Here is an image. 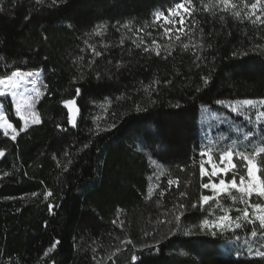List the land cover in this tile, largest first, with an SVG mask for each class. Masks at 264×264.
Here are the masks:
<instances>
[{
	"label": "trees",
	"instance_id": "trees-1",
	"mask_svg": "<svg viewBox=\"0 0 264 264\" xmlns=\"http://www.w3.org/2000/svg\"><path fill=\"white\" fill-rule=\"evenodd\" d=\"M193 3L199 6L200 0ZM169 6L170 0H60L56 6L52 0L39 5L0 0V75L41 71L43 84L35 104L42 123L16 141L0 132V149L6 153L0 158V264H96L93 255L100 264H113L107 257L118 247L115 264H132L133 254L137 264H264L260 257L221 253L235 235H249L251 226L215 237L199 231L196 226L213 207L188 208L180 231L158 223L172 219L175 204L198 202L200 108L216 110L221 100L264 99V25L225 13L219 14L224 21L196 13L197 24L193 18L185 23L190 36L169 40L152 24V13H166ZM129 22L131 32L120 27ZM97 25L107 26L103 36L91 35ZM141 39L137 48L133 41ZM153 39L162 46L161 56L143 51ZM183 43L189 44L187 50ZM89 45L102 52L91 67ZM197 54L202 61H195ZM65 99H75L80 108L77 127L67 123ZM4 106L19 128L10 103ZM96 124L116 127L97 136L90 131ZM68 159L73 162L64 171ZM177 178L179 187L160 197L167 180ZM46 191L53 195L44 200ZM222 203L239 206L227 197ZM189 228L194 234L184 235ZM125 238L133 244H121ZM57 239L60 243L45 257Z\"/></svg>",
	"mask_w": 264,
	"mask_h": 264
},
{
	"label": "snow or ice",
	"instance_id": "snow-or-ice-1",
	"mask_svg": "<svg viewBox=\"0 0 264 264\" xmlns=\"http://www.w3.org/2000/svg\"><path fill=\"white\" fill-rule=\"evenodd\" d=\"M60 0H52V5L56 6ZM36 3L43 4L44 0H36ZM2 11V9H0ZM167 14L164 10H157L152 13V24L153 26H158L163 29V35L169 40L181 41L182 36H190V31H185L186 19L193 18V24L198 22L195 20L194 16L196 13H206L214 18L218 17L220 21L225 20L224 15H219L220 13H225L232 19L239 22H244L247 20L252 25H264V0H200V5L197 6L193 3V0H170V6L166 9ZM179 25V27H177ZM142 26L137 29V32L144 30ZM106 25H97L91 35L97 37L103 36L106 31ZM120 27L127 28L130 32L133 30L131 27V22L121 25ZM119 31V28H117ZM203 33V28L200 29ZM151 36V33H148ZM85 43H88L85 41ZM121 44L124 43L122 39ZM133 43L137 48H140L141 44L144 43L143 39L139 43L134 40ZM104 47H107L105 45ZM161 45L157 40L153 39L151 41V47L145 46L143 48L144 52L152 53L154 52L156 56H161ZM182 47L184 50L189 48L188 43H183ZM193 47H203V45H193ZM93 59L89 61V66L95 63V58L102 56V52L97 50L94 45H89ZM171 45L165 46V51L168 55H171ZM165 59L167 56L164 57ZM3 57H0L2 60ZM82 60L83 57H80ZM195 61H202L200 55H195ZM110 63V62H109ZM195 63V62H194ZM117 67L120 65L117 64ZM197 67L199 64L196 63ZM99 75V74H98ZM41 76L40 72H21L20 70L12 71L10 74L0 75V98H11V103L14 107V115L17 117L18 122H22V125L17 128L12 122H10L8 116L6 115V109L2 102H0V131L4 137L9 138L11 141H16L17 137L21 132H25L29 127L34 125H40L42 123L41 116L35 110V104L42 97V91L39 87V78ZM204 85H208L210 80L208 76L202 77ZM158 83V82H156ZM167 83H171L168 81ZM148 89L146 88L145 91ZM200 91L199 88L196 89ZM76 95L81 94V89H75ZM223 107L227 108L232 114L240 116L244 121L253 125L264 124V99L253 100V99H243L235 100L231 103H226L225 101H217ZM63 107L67 109V123L72 127H77V121L80 115V108L78 107L75 99H65L62 101ZM179 105H177L178 107ZM137 111H140V107L137 106ZM254 111L255 119H252L251 113ZM222 123L224 121H221ZM60 127V125H58ZM115 124L109 125L107 128H101L99 124H96L95 129H90L94 135H99L101 132L111 131L115 128ZM64 131L65 129H61ZM239 131V129H237ZM264 131V129H262ZM255 133L252 130L244 133V139L247 140L249 137H253ZM221 139H224L221 136ZM89 144L85 143L83 148L86 149ZM214 152H219L218 163L214 156ZM6 155L5 151L0 149V158H4ZM67 156L68 154L65 153ZM199 157V177L201 180L200 189L201 193L198 198L197 203H190L187 205L184 203H177L173 206L175 209L171 213L172 219L158 221L160 224L168 223L174 224L175 231H180L182 226V217L185 216L188 208L199 209L201 211H207L205 206L208 208L216 207L220 208L223 212L216 218L208 219L204 218L196 226L200 232L211 235L213 237L218 234L223 235L224 233L235 234L237 230H243L248 226L250 228V236L252 238H257L264 240V138L261 139L260 143L255 145L251 151L244 149L238 150L237 144L233 141L225 150H220L216 148L213 144H206L198 152ZM240 161L239 167L244 171L241 173L238 170V165L234 161ZM72 160L68 159L67 165L64 166L63 170L68 171V165L72 164ZM195 162V161H193ZM59 163V161H58ZM156 164V161H152ZM159 167V165H157ZM181 171L184 169L181 168ZM8 172L4 173L7 177ZM164 172L161 171L157 176H163ZM207 177V182H204V178ZM168 188L166 190H161L159 192L160 197L165 196V191H171L172 186L176 185L179 187V178L168 179ZM158 187V186H157ZM204 190H207L210 194H204ZM238 194V195H237ZM53 193L51 191H46L43 194V199L47 200L51 197ZM153 195V190L150 188L148 190V198L150 199ZM33 197L39 196L38 193H32ZM180 197H186V192H180ZM221 197H227L232 202V205H242V207L235 208V211L239 215L233 216L224 207ZM255 197V199H253ZM162 206V205H161ZM53 205H49V211L53 209ZM169 213L166 212L165 215ZM211 215V213H209ZM116 224V221H113ZM121 230L124 227V221H120L118 225ZM171 231V230H170ZM148 233H145L147 235ZM174 234V233H173ZM194 234L192 228L187 229L184 235L191 236ZM235 240L240 241L241 236L235 235ZM60 240H54L50 247L44 251L43 255L45 257L49 256L51 252L57 247ZM121 244L132 245L133 241L131 239L125 238L121 241ZM244 244L249 245L248 254L255 255L264 259V251L257 249L254 253L250 246V241L244 238ZM146 248H155V245H145ZM261 247H264L262 245ZM94 253L96 249L92 250ZM122 251L121 248H116L114 252L109 254L108 260L113 261L115 264V258ZM93 260L96 264H100V261L96 260L95 255H93ZM132 264H137L138 257L133 254L131 256Z\"/></svg>",
	"mask_w": 264,
	"mask_h": 264
},
{
	"label": "rangeland",
	"instance_id": "rangeland-1",
	"mask_svg": "<svg viewBox=\"0 0 264 264\" xmlns=\"http://www.w3.org/2000/svg\"><path fill=\"white\" fill-rule=\"evenodd\" d=\"M165 14H167V12ZM177 27H179V25H177ZM35 72L41 73V76L39 78V87L41 88L43 95L42 72L41 71H35ZM0 102H2L3 104L9 102L10 105L12 106V110L14 113L15 110L11 103L10 97L0 98ZM226 103H231V102H226ZM216 107H217L216 110H210L209 108L206 107H201L199 110L200 117L198 123L201 132V138H200L201 148H203L206 144L211 143L216 148L220 150H225L233 141H235L238 150H241L243 148V150L247 149L251 151L255 145L260 143L261 139L264 136V131H262V129H264V124L262 125L249 124L248 122L244 121L242 117L232 114L227 108L223 107L221 104L217 103ZM251 116L252 119L254 120L255 119L254 111L251 113ZM221 121L224 122L222 123ZM237 129H239V131H237ZM249 130H252L255 133V135L245 140L244 133L248 132ZM0 132L2 133V131ZM221 136H223L224 139H221ZM214 156L216 158V162L218 163L219 152H214ZM204 179L205 182H207L208 178L205 177ZM206 192L207 194H210L207 190ZM222 198L224 197H221V200ZM253 199H255V197ZM237 207H242V205H239ZM237 207H232L231 209L229 207H226V209L230 212L233 218L239 215V213L235 211V208ZM213 209L215 210L211 213L208 219H213L223 214L221 209L216 207L215 205H213ZM244 238H247L250 241V246L253 250V253L257 249L264 251V247H261L262 245H264V240L260 239L259 236L257 238H252L249 234V235L241 236L240 241H236L235 239H233L232 241L225 244L220 249L221 253L226 257H232V258L256 257L255 255L248 254L249 245L244 244Z\"/></svg>",
	"mask_w": 264,
	"mask_h": 264
}]
</instances>
